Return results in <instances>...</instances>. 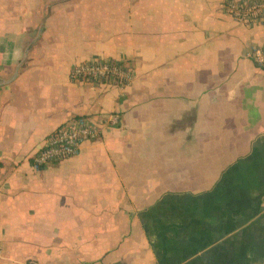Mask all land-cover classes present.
Returning a JSON list of instances; mask_svg holds the SVG:
<instances>
[{
	"label": "crops",
	"instance_id": "0c3cea01",
	"mask_svg": "<svg viewBox=\"0 0 264 264\" xmlns=\"http://www.w3.org/2000/svg\"><path fill=\"white\" fill-rule=\"evenodd\" d=\"M226 1L0 0V264H264V69L247 56L264 23ZM94 58L132 81L69 79ZM83 117L99 138L33 171Z\"/></svg>",
	"mask_w": 264,
	"mask_h": 264
},
{
	"label": "built area",
	"instance_id": "2783aa9c",
	"mask_svg": "<svg viewBox=\"0 0 264 264\" xmlns=\"http://www.w3.org/2000/svg\"><path fill=\"white\" fill-rule=\"evenodd\" d=\"M221 10L235 22L245 26L264 23V0H229ZM257 68L264 69V47L252 46L247 54ZM70 80L91 82L122 88L132 81L133 74L126 63L94 58L73 65L69 71ZM119 116L109 113L103 124L113 126ZM101 134L98 124L88 118H75L57 128L44 141L38 152L31 158V168L38 171L57 161L77 156L82 145L96 141ZM27 264H36L29 261Z\"/></svg>",
	"mask_w": 264,
	"mask_h": 264
}]
</instances>
